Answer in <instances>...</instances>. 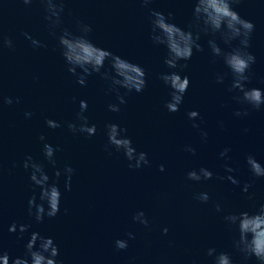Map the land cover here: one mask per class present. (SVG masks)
<instances>
[{
	"label": "water",
	"instance_id": "95a60500",
	"mask_svg": "<svg viewBox=\"0 0 264 264\" xmlns=\"http://www.w3.org/2000/svg\"><path fill=\"white\" fill-rule=\"evenodd\" d=\"M195 2L152 0L144 6L142 0H62L61 23L50 29L41 0L28 5L0 0V42H12L10 48L0 47V254L6 252L10 262L25 258L31 234L37 232L53 239L57 264H213L220 253L228 254L232 264H255L235 249L238 233L224 218L255 212L264 204V178L254 177L246 163L252 156L264 166V106L255 110L234 99L242 94L229 90L232 73L222 57L212 55L208 41L214 39L229 52L240 46L239 40L226 45L219 33L201 31L193 16ZM233 9L255 26L246 49L255 63L246 73L245 87L264 91V0H240ZM152 11L166 17L171 13L169 22L194 36L199 33L204 51L194 49L186 67L169 69L167 48L151 39ZM78 24L91 27L88 38L97 47L144 69L147 86L142 92L119 89L125 100L120 104L116 92L109 91L111 81L101 74L86 77L85 86L76 82L58 37L64 29L80 35ZM32 40L44 46L34 47ZM105 71H110L107 61L101 73ZM173 71L187 76L190 84L179 111L170 113L165 105L172 90L160 77ZM221 76L223 83H217ZM6 98L12 103H3ZM81 101L88 106L83 113L88 126H96L93 136L68 127L79 129L83 123L78 119ZM110 104L120 111H109ZM192 111L199 113L195 120L188 117ZM245 111L247 115L235 114ZM48 120L60 127L49 128ZM108 124L126 129L123 135L137 153H146L149 163L130 168L123 152L108 145ZM45 144L55 150V165L44 156ZM225 149L227 155L221 157ZM28 157L43 166L50 184L57 182L55 172L61 173L60 211L42 222L28 212L33 195L40 203V189L29 179L31 169L23 167ZM68 167L73 169L70 190L65 189ZM200 168L211 171L212 179L187 178ZM228 176L239 183L232 184ZM245 184L252 185L247 193ZM201 193L208 194L207 202L198 199ZM140 212L147 226L133 219ZM12 224L15 233L8 230ZM22 224L29 225L23 234ZM117 240L127 241V248L118 249ZM210 248L216 250L213 257L207 255Z\"/></svg>",
	"mask_w": 264,
	"mask_h": 264
},
{
	"label": "clouds",
	"instance_id": "9594fccd",
	"mask_svg": "<svg viewBox=\"0 0 264 264\" xmlns=\"http://www.w3.org/2000/svg\"><path fill=\"white\" fill-rule=\"evenodd\" d=\"M45 4V11L47 15L45 17L48 20L50 29H55L61 23L60 14L64 11L62 0H41ZM152 0H142L144 6L150 4ZM25 5L32 3V0H23ZM240 3V0H196L193 10V16L197 25L202 24V29L205 34L211 33L213 36L219 33L220 38L226 45H231L232 41L239 40L240 46L234 48L232 51L224 52L217 45L216 41L209 40L208 46L211 49V53L214 57H222L225 66L230 70L233 76V82L230 91L238 90L242 95L234 97L237 102L250 105L252 109L259 110L264 106V91L258 88L248 89L245 84L249 82V77L246 75L250 66L255 63V57L250 54L248 49L249 40L251 34L254 31V24L248 20L243 19L240 14L233 9V4ZM153 17L152 24V36L151 39L154 44L163 45L167 48L168 55L164 60L165 65L169 69L183 68L187 66V61L191 60L193 56V50L196 52H203V47L198 43L200 39L199 33L195 36L192 31H185L176 24L171 23L172 15L168 14L166 17L162 12L152 11ZM78 30L80 35H74L72 32L64 29L62 34L58 37L59 46L61 49V55L63 56L66 65L68 66V72L77 77V83L81 86L86 85V77L92 74H101L105 80H110L112 87L109 91H115L117 100L120 104L125 103L124 97L120 94L119 89H125L127 93L142 92L146 85V73L144 69L138 65L129 62L114 55L112 52L97 47L89 38V34L92 29L88 25H79ZM55 35V32H52ZM31 39L30 36H27ZM34 47H43L39 41L32 40ZM0 47H12L10 39L0 42ZM110 65V71L101 73V69L104 68L105 62ZM184 61L181 65L179 62ZM79 70V71H78ZM160 79L164 84L169 87L171 91V99L165 105L170 113L179 111V106L183 101V97L189 88L190 81L187 76L181 77L180 74L173 71L161 75ZM224 78L218 77L217 83H223ZM3 103L11 104V98H6ZM87 103L85 101L80 102V113L78 119L83 121L79 129L75 124H69V129L75 133H86L88 136H93L96 133V126H88L87 118L83 113L87 110ZM109 111L119 112L120 108L116 104L109 105ZM237 116L247 115V111L241 113H235ZM26 115H31L26 114ZM199 116V113L192 111L188 113L189 119L195 120ZM47 126L51 129L60 127V124L53 120H48ZM198 127V125H193ZM108 145L115 148L117 152H123L127 160L130 162L129 167L139 169L143 165H147L148 159L144 152L137 153L136 149L132 146V141L124 136L126 129L119 128L116 124L106 125ZM44 136L40 137L43 141ZM194 152V149H187ZM54 149L51 145H44L45 158L55 165ZM228 149H225L221 153V157L227 155ZM135 161V163H131ZM246 163L256 178H264V166H262L254 157L248 156ZM23 167L31 169L29 176L33 185L40 189L39 200L36 202V196L33 195L28 201L29 215L35 216L37 222H42L44 217L54 218L60 211L61 192L58 187V179L61 175L59 171L55 172L57 182L49 183V176L45 173L41 164L32 162V158L28 157L23 164ZM160 171L163 172V166L160 167ZM226 171L232 172L233 169L226 168ZM73 169L68 167L65 169L66 181L65 189L70 190V181ZM213 173L206 168H200L199 172L190 171L187 174V178L192 181L200 182L201 180H211ZM222 179V178H221ZM227 179L232 184H238L239 182L232 176H228ZM251 184H245L243 192L247 193ZM252 199L251 196L248 197ZM202 202H207L209 197L207 193H201L198 197ZM45 204L47 208H45ZM33 209L35 212L33 213ZM217 211H220V206L217 205ZM133 219L145 226L148 221L143 212L138 213ZM225 221L235 229L238 233V239H234L233 244L235 249L243 256L245 262L253 260L255 264H264V204L255 212L241 211L238 214H230L226 216ZM29 225H19V232L21 234L28 231ZM9 232L15 233L17 231V225L12 224L9 227ZM164 233H167V229H164ZM129 237L132 238L129 233ZM118 249H126L127 241L117 240L115 242ZM216 250L210 248L207 252L209 257H213ZM59 255V249L55 245L52 238L41 236L37 232H33L26 245L25 258H15L10 262L8 254L5 252L0 254V264H57L56 257ZM213 264H232L231 257L226 253H220L215 255Z\"/></svg>",
	"mask_w": 264,
	"mask_h": 264
}]
</instances>
